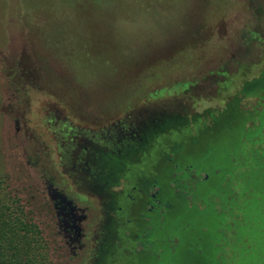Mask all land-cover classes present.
<instances>
[{
	"label": "rangeland",
	"instance_id": "rangeland-1",
	"mask_svg": "<svg viewBox=\"0 0 264 264\" xmlns=\"http://www.w3.org/2000/svg\"><path fill=\"white\" fill-rule=\"evenodd\" d=\"M259 73L264 0H0L2 202L27 216L45 264H84L99 208L61 174L46 128L212 110Z\"/></svg>",
	"mask_w": 264,
	"mask_h": 264
},
{
	"label": "flooded vegetation",
	"instance_id": "flooded-vegetation-1",
	"mask_svg": "<svg viewBox=\"0 0 264 264\" xmlns=\"http://www.w3.org/2000/svg\"><path fill=\"white\" fill-rule=\"evenodd\" d=\"M250 79L212 110L163 104L142 110L140 121L127 112L94 129L68 118L56 130L54 122L46 128L50 137L57 135L53 151L61 174L99 208L84 264L154 263L155 253H162L165 214L181 208V193L189 186L193 201L204 195L200 190L209 177L199 171L225 153L219 146H260L264 73ZM245 96L256 102L244 112Z\"/></svg>",
	"mask_w": 264,
	"mask_h": 264
},
{
	"label": "trees",
	"instance_id": "trees-1",
	"mask_svg": "<svg viewBox=\"0 0 264 264\" xmlns=\"http://www.w3.org/2000/svg\"><path fill=\"white\" fill-rule=\"evenodd\" d=\"M261 131L260 146H219L225 153L199 171L209 181L198 202L192 199V187L181 190V208L165 214L162 253H155L152 264H264ZM26 217L14 214L0 197V264H45L38 251L45 248Z\"/></svg>",
	"mask_w": 264,
	"mask_h": 264
},
{
	"label": "water",
	"instance_id": "water-1",
	"mask_svg": "<svg viewBox=\"0 0 264 264\" xmlns=\"http://www.w3.org/2000/svg\"><path fill=\"white\" fill-rule=\"evenodd\" d=\"M157 109L159 110V109H162V108L157 107ZM142 110H143V109H142ZM142 110H140V111L138 112V116H140L139 118H141V117L144 116V113L141 112ZM149 111H151V109H150ZM144 118H145V117H144ZM177 257H178V259H180V258H181V255L178 254ZM183 260H185V259H183ZM194 264H197V261H195Z\"/></svg>",
	"mask_w": 264,
	"mask_h": 264
}]
</instances>
